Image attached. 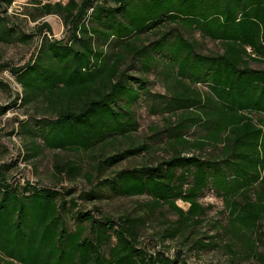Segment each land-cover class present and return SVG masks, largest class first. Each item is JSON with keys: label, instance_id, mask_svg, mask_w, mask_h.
I'll return each instance as SVG.
<instances>
[{"label": "trees", "instance_id": "1", "mask_svg": "<svg viewBox=\"0 0 264 264\" xmlns=\"http://www.w3.org/2000/svg\"><path fill=\"white\" fill-rule=\"evenodd\" d=\"M2 1L0 43H7L15 29L5 14L14 0ZM92 1L32 0L38 18L58 16L70 34L68 44L43 37L37 54L11 70L24 102L39 99L46 111L37 121L43 145L37 146L34 138L29 142L34 155L42 148L86 153L136 129L130 112L114 108L121 100L129 105L138 97L127 86L121 65L125 54L138 56L146 68L151 57L146 47L124 38L165 20L177 23L218 42L222 52L203 55L180 33L150 46L152 52L166 50L175 70L178 89L171 102L179 122L167 128L173 152L153 165L118 171L109 183L122 197H148L146 215L161 214L166 206L174 212L178 219L165 230L167 239H174L181 227L199 223L205 209L198 198L207 188L224 200L233 235L253 233L264 219V120L252 117L264 116V68L250 64L264 65V0H113L116 8L93 6ZM120 13L126 22L117 18ZM90 19L104 27L93 34L118 41L111 56L94 48L86 24ZM36 31L50 33L51 27L43 22ZM31 36L20 33L17 40L26 44ZM198 85L206 87L205 96L194 88ZM6 109L0 106V114ZM194 127L201 133L190 141L184 133ZM209 147L217 154L202 157ZM145 150L142 144L124 154ZM54 167L60 175L79 170L72 162ZM7 168L0 164V264H190L179 254L141 247L144 216L113 219L79 211L78 223L69 230L65 197L30 183L20 189L9 181ZM177 201L188 204V210Z\"/></svg>", "mask_w": 264, "mask_h": 264}, {"label": "rangeland", "instance_id": "2", "mask_svg": "<svg viewBox=\"0 0 264 264\" xmlns=\"http://www.w3.org/2000/svg\"><path fill=\"white\" fill-rule=\"evenodd\" d=\"M37 1L41 4H66L68 0ZM76 1L79 3L81 0ZM92 3L93 6L117 7L113 0H93ZM37 7L32 0H14L12 5L7 7L5 16L9 19L8 25L14 26L15 32L7 39V43H0V106L7 108L0 114V164L8 167L6 174L9 181L20 189L25 183H30L37 188L54 189L58 197L64 196L66 205L63 216L69 230L78 223L79 211L113 219L121 215L144 216L138 235L141 247L148 252L160 250L170 256L179 254L190 264H264V219L253 233L233 235L229 230V212L226 204L210 188L204 190L198 198L199 204L205 209L199 223L183 226L174 239H167L164 237L165 230L170 225L175 226L178 219L174 212L166 206L160 211L161 214L156 211L153 215H146L144 207L149 201L148 197H122L115 185L109 183L118 171L153 165L173 152L168 146L170 129L167 128L174 127L179 122V113L174 110L175 104L171 102V96L178 89L173 81L175 70L170 65L166 50L152 52L150 46L160 38H166L169 42L177 33L195 42L197 51L203 55L221 53L220 44L204 38L199 31L187 30L168 20L155 25L151 30L137 33L136 37L124 38V41H130L136 46L146 47L151 57L147 68L145 61L140 60L138 56L127 54L121 65L127 86L137 90L138 97L129 105L125 100H121L114 104V108L123 113L130 112V116L136 121V129L86 153L42 148L34 155L29 142L34 138L37 146L43 145L40 137L41 127L37 121L46 116V111L39 99L29 104L24 102L22 88L15 82L11 70L23 66L31 56L37 54L43 37L62 41L63 44H68L70 38L60 17L51 15L38 18L35 10ZM2 10L4 4L0 0V11ZM91 12L92 9H89V13ZM32 17H37L36 21H33ZM117 18L126 22L121 13ZM43 22L49 24L51 32L44 31L38 35L36 27ZM86 24L88 37L92 38L94 48L102 51L106 57L111 56L118 48V41L113 37L104 40L100 35L93 34L92 30L95 28L104 29L96 20L90 19ZM20 33L32 34V38L22 44L17 40ZM250 66L254 69L264 68V65L257 62H251ZM194 88L202 96L207 93L206 87L202 85ZM252 117L255 121L264 120V116ZM198 128L186 130L184 137L190 141L197 139L201 133ZM142 144L146 146L145 151L133 156L124 154ZM216 154L217 152L209 147L201 156ZM71 162L79 168L76 174L60 175L55 170L57 163L62 165ZM72 202L75 207L71 206ZM176 205L185 211L189 207L181 201H177ZM105 249L107 250L108 246Z\"/></svg>", "mask_w": 264, "mask_h": 264}]
</instances>
